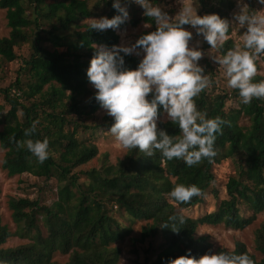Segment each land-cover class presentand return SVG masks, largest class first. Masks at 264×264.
I'll return each instance as SVG.
<instances>
[{
  "label": "trees",
  "instance_id": "trees-1",
  "mask_svg": "<svg viewBox=\"0 0 264 264\" xmlns=\"http://www.w3.org/2000/svg\"><path fill=\"white\" fill-rule=\"evenodd\" d=\"M90 1H95V8L105 6L106 17L115 14L111 0H0L10 28L9 36L0 39V58L12 63L19 58L18 49L30 45L29 60H24L21 71L29 73L33 80L24 93L18 89H0L9 106L6 114L0 107V147L5 151L2 168L10 176L31 174L43 179L41 193L51 187L52 180L77 188L73 193L69 186H60L57 198L50 205L41 198L11 199L9 208L19 229L15 234L22 238L31 231L35 234L29 244L4 248L15 234L2 224L0 217V264H60L53 260L56 253L69 255L66 264H119L121 251L114 245L128 236L130 230L108 213L107 204L126 211L132 221L148 222L142 229L141 241H150L147 253L154 260L146 258L136 264H168L170 259L185 255L186 250L194 258L214 252L207 238L195 237L199 225L224 224L242 229L264 212V99L254 98L249 104H240L238 109L228 112L231 95L226 91L213 98L205 93L193 98L206 118L219 116L225 121L214 142L216 155L210 160L205 158L188 167L182 159L169 161L159 153L149 157L128 149L117 165L86 171L88 182L80 183L75 170L98 155L97 146L78 138L80 131L99 128L81 121L101 109L86 77L94 52L92 45L110 47L120 41L119 34L111 29L101 32L88 29V25L80 26L82 21L94 16ZM196 2L200 15L216 13L227 20V13L234 7L231 0H219L218 6L210 0ZM26 6L32 9V15ZM133 12L134 17L120 28L135 27L141 22L151 26L136 39L155 29L151 20L138 16L136 9ZM226 35L229 37L218 47L221 55L235 46L230 27ZM139 59L128 55L125 63L135 68ZM259 68L258 62L257 71ZM261 80L257 74L253 77L254 82ZM15 85L20 88L19 78ZM13 90L19 95H14ZM231 94L238 98L235 89ZM242 115L250 119L249 129L239 125ZM111 123L112 118L106 116L101 127L108 130ZM68 127L71 129L66 131ZM158 127L170 136L179 134L178 127L169 120L160 122ZM30 128L35 131L25 136V129ZM44 138L48 140L50 155L41 164L23 142ZM236 157L238 171L226 184L227 199L220 200L214 212L199 219L183 214L204 202L205 194L216 183L214 166ZM176 184H194L201 189V195L193 196L187 203L176 202L168 196ZM38 216L43 218L45 233ZM169 217H183L184 222L178 224L177 219L169 220ZM163 223L167 226L161 227ZM174 224L179 229L176 232L172 230ZM255 243L262 254L260 261L242 242H237L233 251L215 252H246L254 264H264V223L256 231Z\"/></svg>",
  "mask_w": 264,
  "mask_h": 264
},
{
  "label": "clouds",
  "instance_id": "clouds-1",
  "mask_svg": "<svg viewBox=\"0 0 264 264\" xmlns=\"http://www.w3.org/2000/svg\"><path fill=\"white\" fill-rule=\"evenodd\" d=\"M179 10L174 16L150 0H111L115 14L108 18H91L88 29L104 31L111 29L121 34V25L129 20L128 6L141 7L142 15L151 20L155 29L140 35L129 46L124 44H93V55L86 69L88 82L95 89L94 99L112 118L107 132L123 149H135L151 157L159 153L166 160H183L192 167L202 159L216 155L214 142L225 123L221 117L206 118V113L197 109L194 97L210 83L202 75L197 61L202 52L190 47L189 41L196 35L212 48L222 45L227 39L229 20L216 13L198 15L193 0H178ZM237 11L231 19L237 27H245L241 43L216 58L226 84L235 89L239 103L247 105L254 98L264 99V80L254 82L258 62L264 64V0H257L261 9L249 13L247 4L236 0ZM184 26H188L185 28ZM145 28L148 24L144 25ZM198 43V42H197ZM141 57L135 68L125 63L128 55ZM142 54V55H141ZM161 115L178 127L179 134L170 136L158 127ZM34 128L25 129L30 136ZM24 146L37 163L48 159V140L27 139ZM19 146V142H18ZM196 185L176 184L168 196L180 203H187L193 196H200ZM177 219L182 224L183 217ZM167 223L161 224L166 227ZM174 232L179 229L172 226ZM168 264H254L246 253L205 252L198 258L185 255L170 259Z\"/></svg>",
  "mask_w": 264,
  "mask_h": 264
},
{
  "label": "rangeland",
  "instance_id": "rangeland-1",
  "mask_svg": "<svg viewBox=\"0 0 264 264\" xmlns=\"http://www.w3.org/2000/svg\"><path fill=\"white\" fill-rule=\"evenodd\" d=\"M231 1L234 2V7L227 13V15L229 27L231 28V37L236 45L241 43L239 38L245 32L246 26L237 27L236 22L231 19L232 14L237 11L236 0ZM150 2L161 6L164 10L168 11L171 16H174L180 7L178 0H150ZM210 3L218 6L219 0H210ZM241 3L247 4L250 14L260 10L262 7L257 3V0H241ZM193 4L194 7H196L197 14L200 15V6L196 0H193ZM94 6L95 1H90L89 7L94 12V16L91 18H98L102 15L106 16L108 9L105 6L96 8ZM26 9L28 10V13L32 15V9L27 6ZM135 9L137 10V15L143 17V10L140 6L133 4L132 8L129 4V20L134 17L133 11ZM91 18L82 21L80 26L88 25L90 23L89 19ZM145 24L146 23L141 22L135 27L128 25L125 28H120L122 33L119 35V44L122 43L124 46L133 44L140 33L151 28L150 25L145 28ZM188 30L193 31V37L189 41V46L198 47V49L202 52V56L197 63L203 69L202 75L208 76L210 81L209 85L202 90L200 94L205 93L209 97L213 98L222 91H226L231 95L229 101L227 102V111L230 112L238 109L240 107L239 99L235 98L231 94L234 89L227 86L226 78L223 76L220 66L216 62L217 57L223 56L218 48L220 45L216 48H212L206 41L203 40L202 35H196L193 29L188 28ZM9 34L10 28L7 25L6 11L0 8V39L8 37ZM18 54L19 58L12 63L5 62L0 58V89H18L20 93H24L28 90V86L33 82L29 73L21 71V68L24 66V60H29L31 54L30 45H25L21 49H18ZM259 66L260 68L257 71V75L261 76L264 80V64L259 63ZM17 78L21 81V89L17 88L15 85ZM89 88L92 91H95L91 84L89 85ZM46 89L47 86L45 87V90ZM22 101L24 103L26 102L25 100ZM0 107L4 108V114L9 111V106L1 93ZM106 116L110 117L105 113V110L101 108L93 117H83L81 119V121L83 120L88 126H99V128L97 130L80 131L78 133V138L80 140H86V143H92L98 148V155L93 160H91L87 165L75 170L79 176L80 183L88 182V177L84 174L86 171H90L92 169L100 170L106 166H115L119 163V161L123 160L127 154L128 149L121 148L114 138L107 132V129L101 127V124ZM166 121H168V119L165 115H163L159 117L158 125L160 122ZM239 125L249 129L251 121L249 118L242 115L239 119ZM69 129H71V127H68L66 131ZM1 130L2 126L0 125V131ZM4 156L5 151L0 147V217L2 224L7 226L14 234L19 232V229L18 225L13 220L12 211L9 208V202L11 199L29 198L34 200L41 198L45 204L50 205L57 198V191L60 186L67 185L73 193L77 192V188L75 186L66 183L58 184L56 180H52L50 182L51 187L43 190V193H41L43 179L31 174L10 176L9 173L2 168ZM237 160L238 158L236 157L234 159L224 160L221 163L216 164L214 166L216 183L205 194L204 202L201 205L183 211V214L199 219L205 214L214 212L218 202L220 200L227 199L226 184L229 178L235 176L238 171ZM107 211L109 214L117 218L123 227L130 230L128 236L114 245V247L119 248L121 251L119 264H136L137 262L143 263L146 258L153 261L154 256L150 255L151 253H147V250L150 247V241H141L142 229L148 222L139 220L132 221L128 213L124 210L120 211L115 204H107ZM37 218L43 233H45L46 230L43 227V218L41 216H38ZM263 223L264 212L258 215L255 220L242 229H233L226 227L224 224L199 225L195 233V237L207 238L208 242L213 246L214 252L218 249L233 251L236 243L242 242L246 245L247 250L254 255L258 261H260L262 259V254L256 249L255 237L256 231ZM34 234L35 232H28L23 238L15 234L7 240L3 247L15 248L21 245L29 244ZM154 243H157V241L155 240ZM53 260L60 264H66L69 261V255L56 253Z\"/></svg>",
  "mask_w": 264,
  "mask_h": 264
},
{
  "label": "built area",
  "instance_id": "built-area-1",
  "mask_svg": "<svg viewBox=\"0 0 264 264\" xmlns=\"http://www.w3.org/2000/svg\"><path fill=\"white\" fill-rule=\"evenodd\" d=\"M228 37H229V36H228ZM12 93H13L14 95H19V93H18L16 90H13Z\"/></svg>",
  "mask_w": 264,
  "mask_h": 264
}]
</instances>
